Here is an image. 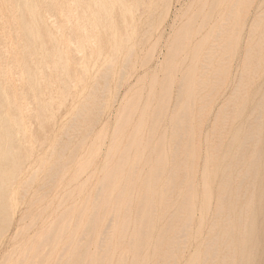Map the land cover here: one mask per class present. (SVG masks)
<instances>
[{"label": "rangeland", "instance_id": "rangeland-1", "mask_svg": "<svg viewBox=\"0 0 264 264\" xmlns=\"http://www.w3.org/2000/svg\"><path fill=\"white\" fill-rule=\"evenodd\" d=\"M171 1L0 0V87L4 93L0 97V131L7 129L11 134L7 157L0 165V174L9 176L0 177L4 181L0 196L9 200L0 210V264H63L64 256L70 254L74 264L83 251L86 264H165L160 259L165 254L172 256L171 264H192L194 258L199 262L203 257L202 241L213 218L221 171L219 167L215 176V168H210L215 161L211 149L222 138L218 154V160L222 161L237 126L252 117L251 100L256 93L257 101L264 92V68L254 69L252 65L243 73V82L250 77L255 85L234 95V103L223 108L217 120L215 116L222 102L216 100L222 96V89L220 95L212 92L202 102L197 101L182 126L166 119L151 133L153 105L147 109L143 125L138 122L141 105L133 121L125 123L127 109H124L131 101L139 102L140 95V102L146 99L153 73L158 75L157 81L162 76L165 55L162 46L173 39V32L198 5V0H184L180 4ZM154 2L156 9L149 29L152 37L136 63L139 67L143 61L147 62V75L130 92L125 86L127 70L114 75L104 88L96 74L101 65L86 64L90 51L86 42L102 47L107 39L103 30L110 18L121 30L124 19L143 24L147 5ZM169 7L167 32L158 38L164 26L160 21ZM256 59L252 58L251 64ZM231 79L225 93L238 85L234 70ZM95 83L98 86L92 88ZM155 94L152 103L157 101V90ZM242 100L250 102L235 117L234 108ZM8 119L12 123L7 124ZM262 156L259 184L252 201L255 241L254 261L250 264H264ZM184 180H193V222L186 243L183 238L177 240L180 247L169 253L166 244L176 235L173 229L181 223L180 208L186 194ZM205 182L211 193L207 214L203 211ZM244 182L241 191L249 179ZM202 216L206 220L197 231ZM141 226H147L148 231L139 232ZM168 227L172 230L165 232ZM109 244L110 255L91 263Z\"/></svg>", "mask_w": 264, "mask_h": 264}, {"label": "bare ground", "instance_id": "bare-ground-1", "mask_svg": "<svg viewBox=\"0 0 264 264\" xmlns=\"http://www.w3.org/2000/svg\"><path fill=\"white\" fill-rule=\"evenodd\" d=\"M183 1L184 0H175V3L180 4ZM172 3L173 0L171 1V4ZM170 7L167 8L168 10L165 12L166 15L162 17V20L160 17V24L163 23L164 26L161 27L158 32V38L164 37V34L167 32L165 24L169 20ZM155 9V2L154 4L150 3L147 5V11L144 15L145 21L143 24H140L142 22L138 21L127 22L126 19H124L122 22V30L119 25L114 23L113 19L108 16V18H110L109 24L108 26H105L103 30L107 39L102 47L96 48L94 42H86L87 47L90 49L86 57V64L92 63L94 66L96 64L101 65V68L97 70L96 74L99 75L102 85L104 83V88L114 75H122V73H126L127 70V83L130 82V84L126 83L125 86L127 92H130L134 85L139 84L147 75V69H145L147 62L145 63V61H143L139 67L136 63L139 55L146 51V46L151 40L152 35H150L149 32V29H151L150 19ZM87 22L88 20L86 19V23ZM172 23L174 24L173 19ZM162 50H165V55L163 62L164 69L160 80L157 81L158 75L156 73L151 75V80L147 88L148 95L145 93L147 95L146 99L140 102V95L139 102L134 103L131 101L128 108L124 109H127L124 122L130 123L133 121L135 112L139 105H141L142 111L138 118V122L139 125H143L146 111L153 105L151 110L153 112L151 133L155 132L158 125L166 119H171L175 122H173L175 125L182 126L184 121L188 119L189 110L195 107L197 101L202 102L204 98L208 97L212 92H216L217 95L222 89V96H218L216 100L218 101L221 99L222 102L221 107L219 106L218 112H215L216 116L214 115L215 120H217L220 111L223 108L225 109L228 104L234 103L236 99L234 95L238 96V94H240L245 88L248 89L250 86L255 85L252 79H249L250 77L246 82H243V73L246 70H250L252 65L254 66V69L258 66L264 68V0H198L197 7L185 17V20L181 22L180 27L173 32V39L167 41L162 46L161 51ZM252 58H257L256 63L252 62L251 64ZM146 59H148V57ZM233 70L234 73L238 75V85H235L236 87L225 93L228 86L231 85V73ZM220 75H222L221 78ZM119 80H121V77ZM132 81L134 82L131 84ZM96 86H98V83L93 84L92 88ZM156 90L157 101L152 103L154 97H156ZM259 95L257 101L255 100L256 93L254 94L253 99L251 98L252 117H250L246 123L237 126V132H235L231 146L226 148L227 150L225 156L223 155V160H218V154L222 150V138L219 139V144L214 149L213 147L211 149V156L216 162H221L222 164L220 165L219 163H216V165H214L215 161H213L210 165L211 170L215 168V176L218 175L219 167L221 168V171L219 174L220 180L216 186V201L213 210V218L207 228V236L202 241V246H204L205 250L203 257L199 259L200 264H250L254 261V250L252 245L255 241V209H253L252 201L255 195V188H257V185L259 184L257 182V177L259 173L260 158L264 155V92H261ZM3 96V89L0 87V97ZM247 101L250 102L249 100H242V104L235 106V117H239L236 115L241 114V109L246 105ZM102 105L103 104H101V106ZM84 106H86V104H84ZM2 115L7 114L3 113ZM225 118L226 115L223 119ZM7 121V124L12 123V120L10 119ZM73 123L71 124L73 125ZM8 134L9 132L7 129L5 132L0 131V165L4 163V160L7 157L6 151L9 150ZM0 177L8 178L9 176L1 173ZM186 178L189 179L188 177ZM204 178H206V176ZM248 179L249 183H246L243 191H241V187H243L242 185L245 183L244 181ZM3 183V179L0 178V188ZM184 183L186 194L183 197L182 209L180 208L179 220H181V223L178 228L173 229L172 232L176 235L172 236L166 244V247L170 250L169 253L173 252L177 247H180V242L177 240L183 238V241L186 243L188 239L187 232L190 230L193 222V180H184ZM98 189L100 190V187ZM203 189L205 200L203 211L207 214L210 210L209 206L211 202H209V198L211 193L206 182L205 185H203ZM8 201L9 200L3 198L2 195L0 196V210L5 206V203H8ZM96 206L97 205H95V207ZM172 216L173 213L170 217ZM205 220L206 218L204 216L200 218L197 231L201 230ZM107 225H109V223ZM138 230L139 232L146 233L148 227L141 226ZM170 230H172V228L168 227L164 231L167 232ZM137 236L141 235L138 234ZM159 244L163 243L159 242ZM81 246L84 247V244ZM138 246H142V243ZM66 249L68 250L67 247H65V250ZM109 249L110 244L102 250L104 253L101 254L99 258H93L91 263H95V259L99 262L105 260L110 255L108 252ZM98 250L100 251V249ZM78 258L79 260L74 264H81L82 262L83 264H86V251H83ZM64 259L65 261L63 264H73V262H71L72 254L64 256ZM160 259L165 260V264H171L172 262V256H169L168 254L161 256ZM24 260L25 259L22 260V263ZM199 262L197 258H194L192 264H199Z\"/></svg>", "mask_w": 264, "mask_h": 264}]
</instances>
